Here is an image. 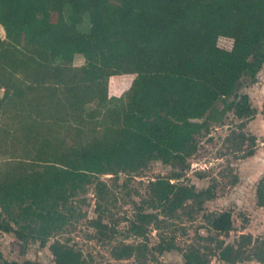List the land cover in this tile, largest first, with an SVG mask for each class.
<instances>
[{"label":"trees","instance_id":"obj_1","mask_svg":"<svg viewBox=\"0 0 264 264\" xmlns=\"http://www.w3.org/2000/svg\"><path fill=\"white\" fill-rule=\"evenodd\" d=\"M0 25L7 38L0 41V89L16 133L0 152L7 156L0 161V231L21 241L45 244L68 222L71 199L100 174L136 172L152 160L183 164L200 120L220 121L230 110L242 120L256 113L247 94L228 101L227 88L254 79L264 65V0H0ZM220 37L231 38L232 47H219ZM76 55L83 65H73ZM44 70L57 71L55 84L40 82ZM126 74L134 75L129 88L110 96L109 80ZM36 167L38 180L26 183L18 174ZM178 176L150 182L154 209L172 213L191 196H213L178 187L171 182ZM105 188L96 181L98 199ZM161 222L139 209L128 231L143 237ZM209 227L228 233L231 213L211 214ZM174 247L163 241L155 249ZM49 249L55 264H85L63 243ZM142 253L130 244L112 251L116 259ZM218 256L229 264H264V247L243 233L236 245L219 246ZM184 257L186 264L202 263L197 255ZM0 264L20 263L0 250Z\"/></svg>","mask_w":264,"mask_h":264},{"label":"rangeland","instance_id":"obj_2","mask_svg":"<svg viewBox=\"0 0 264 264\" xmlns=\"http://www.w3.org/2000/svg\"><path fill=\"white\" fill-rule=\"evenodd\" d=\"M0 41H7L1 25ZM232 43L233 40L227 37L217 41L224 49H230ZM83 64V56L76 55L73 65ZM51 73L58 74L55 70ZM133 77L132 74L114 77L109 84L111 88L118 85L119 90L115 93L120 95L129 88ZM227 91L228 101L235 93L247 94L256 113L242 120L230 110L220 121L200 120L203 126L193 141L194 149L183 164L152 160L136 172L100 174L71 199L66 207L70 217L68 222L52 233L45 244L39 240L21 241L12 233L0 231L3 258L20 264L25 260L35 264H55L49 246L60 242L79 250L85 264H186L184 256L188 253L199 256L201 264H229L219 259V246L236 245L243 233L252 236V245L264 247V204H258V188H264V65L254 79L245 78L236 87L230 84ZM3 94L4 90L0 89V152L11 147V139L16 135L9 128L13 110L7 103L9 99L2 98ZM217 106L222 108L220 102ZM13 157L20 158L21 152ZM5 159L7 156L0 154V161ZM18 174L26 178V183L35 181L41 177L42 167L18 170ZM174 174L179 176L171 182L178 187L195 193L209 189L213 196H191L172 213L154 209L150 182ZM96 181L106 185L103 199L97 197ZM139 209L157 213L164 221L148 226L143 237L128 231L129 221ZM223 211L232 215L233 228L228 233H219L209 227L210 215ZM99 224L107 225V228H100ZM163 241L174 243V249L157 251L155 247ZM122 244L140 247L143 253L116 259L112 251Z\"/></svg>","mask_w":264,"mask_h":264},{"label":"crops","instance_id":"obj_3","mask_svg":"<svg viewBox=\"0 0 264 264\" xmlns=\"http://www.w3.org/2000/svg\"><path fill=\"white\" fill-rule=\"evenodd\" d=\"M48 71V70H47ZM46 72V70L42 73V75H41V79H40V82L42 83V84H55L56 83V81H57V74H53V73H51V70H49V73H45ZM116 77H118V76H116ZM115 77V78H116ZM112 78H114V77H112ZM109 82H110V80H109ZM131 84V83H130ZM130 86V85H129ZM108 89H109V95L110 96H120V95H118V94H116L115 92H117L118 90H119V86L118 85H114L112 88H111V84H109V87H108Z\"/></svg>","mask_w":264,"mask_h":264}]
</instances>
